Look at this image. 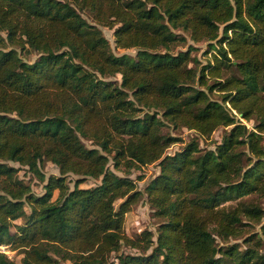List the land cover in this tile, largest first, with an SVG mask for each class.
Instances as JSON below:
<instances>
[{
	"label": "trees",
	"instance_id": "trees-1",
	"mask_svg": "<svg viewBox=\"0 0 264 264\" xmlns=\"http://www.w3.org/2000/svg\"><path fill=\"white\" fill-rule=\"evenodd\" d=\"M82 11L115 26L113 46L133 55L113 53ZM175 30L206 42L211 59L198 65L191 45L173 52L185 41ZM164 127L203 137L225 129L213 150L192 139L165 154L178 139ZM263 138L264 0H0V246L21 254L15 263L0 252V264H264L256 233L244 249L215 242L264 214L244 200L264 198ZM42 160L58 175L45 177ZM8 162L43 182L42 193ZM108 162L158 170L139 191ZM67 174L81 176L71 189ZM86 177L99 181L79 188ZM142 193L160 219L154 240L123 231Z\"/></svg>",
	"mask_w": 264,
	"mask_h": 264
},
{
	"label": "rangeland",
	"instance_id": "rangeland-1",
	"mask_svg": "<svg viewBox=\"0 0 264 264\" xmlns=\"http://www.w3.org/2000/svg\"><path fill=\"white\" fill-rule=\"evenodd\" d=\"M81 16L89 23V24H95L94 22L91 21L89 15L82 11L80 12ZM96 28L101 32L102 36L108 41V44L110 46V49L113 53L115 54H121V53H126L129 55H133L134 50L133 49H120V48H115L113 45V36H112V31L115 28L113 26L112 28H107L105 26L95 24ZM117 26V25H116ZM178 35H182L185 39L183 42H178L177 45H175L172 48V51H177V50H184L187 45L193 46V50L191 51V56H193L196 61L198 62V65H203L207 60L211 59V55L213 52L211 50H207L206 47V42L200 41V42H192L189 40L188 37V32H183L180 30H175ZM206 51V52H205ZM21 58L26 61V62H31L36 59L37 55L35 53H19ZM228 73H233V71H227ZM106 81H112V82H119L120 81V76L119 74H116L112 77L108 76L103 78ZM218 93H212L209 94L210 97L212 98H218ZM238 118V115H236ZM248 129H251L252 127V122L251 121H244L240 120ZM225 128L223 127H218L214 131L211 132V134L206 137V136H199L196 133H194L191 130H186L184 128H178V129H172L171 127H164L162 130L169 132L170 135H173L177 137V141L170 144L164 151L165 154H172L175 151L181 149L185 144L190 142L192 139H195L198 143V148L200 150H213L214 146L219 142L220 136L223 133V130ZM82 142L86 147H90V142L86 139H82ZM263 146H264V138H263ZM254 161V159H251V162ZM7 164L11 165L14 168H17V176L20 178L24 183L28 184L30 186L31 191L34 194H41L42 193V185L43 182H40L39 180L36 179L34 175H32L29 171L26 170L25 167H22L18 165L17 163H12L8 162ZM39 171L43 173L45 177L49 175H58V170L57 167L54 166L51 162L42 160L41 163H39ZM111 162H108L106 164V167L114 172L117 175H127V177H130L131 179H134L135 181V186L139 191H143V188L147 184V182L156 174L157 172V167L155 166L154 163H150L147 165H142V166H136L132 167L129 170H124L121 166L117 167L114 169L111 166ZM81 176H76L73 174H67L65 176V182L68 186L69 189H71L73 185V181L77 178H80ZM98 179H93L90 177L82 178L81 182L78 184L79 188H88L91 187L95 184L98 183ZM56 196V191H53L52 193V198H55ZM244 200H251L257 203L261 208L264 210V198L251 195L247 196L244 198ZM119 200L115 201L114 207H116L117 203ZM235 203V201L232 202H227L224 204L225 208H229ZM160 219L156 218L152 214V210L150 209L147 199L144 193L141 194V196L138 198V200L130 205L128 211L124 214L123 216V231L124 233L132 238L135 235H137L141 230L147 229L152 232V240L155 239V230L157 225L159 224ZM264 222V214L262 218L260 219L259 223H254V222H249L246 219H241V224L237 225V231H239V236L234 237V238H228L226 240L219 239L218 237L215 238V242L217 245L221 246L222 245H227V244H232L236 243L238 245L239 249H244L246 244L243 242V240L253 234L256 233L257 236L260 238V243L259 247L260 249L264 250V239L259 236V227L262 225ZM14 223L19 224L21 223L20 220L14 221ZM210 232H214V228L208 227ZM13 231V229H12ZM256 236V237H257ZM256 237H252L251 240L248 243H252L255 241ZM120 251H127L134 253L135 250L129 249L126 246L122 245L120 247ZM3 254L6 255V257L10 260H12L15 263H19L21 254L18 252L17 249L12 250L8 245L1 251ZM59 264H70L69 261H60ZM253 264V263H250Z\"/></svg>",
	"mask_w": 264,
	"mask_h": 264
},
{
	"label": "built area",
	"instance_id": "built-area-1",
	"mask_svg": "<svg viewBox=\"0 0 264 264\" xmlns=\"http://www.w3.org/2000/svg\"><path fill=\"white\" fill-rule=\"evenodd\" d=\"M4 248H5L4 246H0V252H1Z\"/></svg>",
	"mask_w": 264,
	"mask_h": 264
},
{
	"label": "water",
	"instance_id": "water-1",
	"mask_svg": "<svg viewBox=\"0 0 264 264\" xmlns=\"http://www.w3.org/2000/svg\"><path fill=\"white\" fill-rule=\"evenodd\" d=\"M239 116V115H238Z\"/></svg>",
	"mask_w": 264,
	"mask_h": 264
}]
</instances>
